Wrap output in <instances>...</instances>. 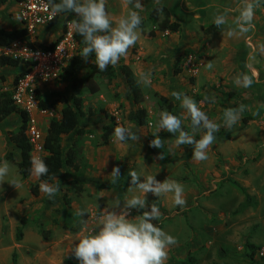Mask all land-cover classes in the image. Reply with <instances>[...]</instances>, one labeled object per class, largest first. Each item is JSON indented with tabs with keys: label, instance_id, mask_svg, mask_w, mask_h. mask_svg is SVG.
Instances as JSON below:
<instances>
[{
	"label": "rangeland",
	"instance_id": "rangeland-1",
	"mask_svg": "<svg viewBox=\"0 0 264 264\" xmlns=\"http://www.w3.org/2000/svg\"><path fill=\"white\" fill-rule=\"evenodd\" d=\"M141 3L144 25L139 29L144 38L127 56L141 89L143 100L139 106L148 112V125L136 126L123 117L128 104L120 77L95 76L99 90L92 93L82 89V122L88 123V131L79 139L78 161L85 163L80 171L96 178L102 186L86 183L76 194L70 187L73 169L64 171L66 179H62L61 185L64 189L68 186L71 210L77 214L94 213L89 218L80 215L81 218L69 224L78 230L76 233L63 228L61 213L56 214L47 206L46 194L41 190L44 182H39L34 173L21 178L16 166L6 159L9 153L14 159L19 158V150L9 142L8 136L20 125V115L13 113L0 120V161L9 163L10 179L17 184L16 187L8 184L7 178L0 183V264H78L71 252L74 241L95 227L105 211L118 210L117 200L123 202L141 195L129 182L132 171L140 173L142 179L154 175L159 182L175 181L184 188L183 206L175 205L172 193L146 196L147 202L155 201L159 205L155 206L159 208L160 218L153 223L177 241L167 249L165 264H179L188 254L198 264H264V0H141ZM248 3L253 6L252 19L238 24L236 21ZM155 4L170 9L171 19L180 24L177 33L154 30L155 24L148 13ZM3 6L0 22H6L13 1ZM121 6L127 10L131 7L128 0L125 5L106 0L110 20ZM217 14L225 15L226 22L221 28L214 23ZM66 24L63 25V15H59L54 24L44 28L36 43L55 41L66 31ZM151 30L157 33L150 36ZM81 50L76 46L75 54ZM185 51L190 53L179 66L182 69L175 72L172 58ZM93 58L89 57L86 65ZM23 69L0 66V88L11 91L12 96L14 78ZM84 71L79 73L83 75ZM60 75L34 85L38 105L39 101L51 105L47 115L32 113L43 135L50 119L60 115L63 107L60 99L70 101V82H61ZM145 75L151 81L149 85L142 80ZM245 76L252 79L248 87L236 83ZM173 92L193 98L209 119L220 126L219 130L228 134H215L206 160H196L192 146H178L177 137L172 134L163 139L168 157H154L146 149L142 138L157 131L159 112L165 110L168 102L176 115L182 117L183 130L192 132L190 117L181 102L172 96ZM241 107L239 121L231 128L225 126L226 110ZM106 114L115 118L116 127L129 128L139 139L120 142L112 135L104 143L100 137L102 124L94 120L108 123ZM201 134L202 130L195 138L199 139ZM70 140V135H63L62 146L66 147ZM113 167H118L121 175L115 184L109 175ZM34 185H37L36 194L32 192ZM144 210L133 209L130 218H138ZM19 229L21 236L17 239ZM247 241L261 247L253 262L245 257Z\"/></svg>",
	"mask_w": 264,
	"mask_h": 264
},
{
	"label": "clouds",
	"instance_id": "clouds-1",
	"mask_svg": "<svg viewBox=\"0 0 264 264\" xmlns=\"http://www.w3.org/2000/svg\"><path fill=\"white\" fill-rule=\"evenodd\" d=\"M52 13H74L77 17L73 27L76 33L83 38L84 47L81 50V58L88 60L94 56L95 65L100 72L107 70L109 65H116L127 54L139 39L138 29L142 23L141 12L143 4L141 0H128L131 5L126 15L113 25L106 11V0H48ZM253 6L248 3L246 10L237 19L238 24L249 23L252 19ZM225 15L217 14L214 23L217 28L225 24ZM245 31L247 29H244ZM145 85L151 83L147 75L142 76ZM238 85L248 87L252 83L249 77L238 78ZM172 96L181 102V107L187 111L191 120L192 132L183 130L182 117L174 115L167 110L159 112L158 127L154 133L155 139L150 141L154 148H159L162 140L159 137L160 130H166L175 135L176 144L191 145L192 155L196 160H206L207 150L216 139L219 125L211 121L208 115L202 111L197 102L180 92H173ZM243 107L228 109L224 113L225 126L231 128L239 119ZM202 130L199 139L195 135ZM178 134V135H177ZM114 136L120 142L128 140L137 141L139 136L129 128L116 127ZM32 171L37 178L48 174V166L41 157H34L31 161ZM112 183H116L120 175V169L113 167L110 174ZM130 184L138 188L141 195H134L121 202L116 201L118 210L105 211L98 219V224L87 230L72 246L71 252L78 264H165L167 249L177 243L176 238L153 222L160 218L159 208L155 205L150 208L147 205L148 193L160 197L165 193H172L174 203L177 206L185 204L184 188L175 181L159 182L154 175L141 178V174L135 171L129 173ZM17 186L14 179H10V165L7 161H0V183L6 182ZM41 190L53 198L59 191L57 186L48 183L41 185ZM147 210H144L146 209ZM144 210L138 218H130L131 211ZM83 216L84 212L78 213Z\"/></svg>",
	"mask_w": 264,
	"mask_h": 264
},
{
	"label": "trees",
	"instance_id": "trees-1",
	"mask_svg": "<svg viewBox=\"0 0 264 264\" xmlns=\"http://www.w3.org/2000/svg\"><path fill=\"white\" fill-rule=\"evenodd\" d=\"M7 1L8 0H0V7ZM56 2L58 3L59 0H56ZM59 15H63V25L68 21L75 23L77 20L75 14L71 12H63L59 13ZM58 17H55L50 24H54ZM148 18L152 23L155 24V31H168L170 33H174L180 30V24L171 19L170 10L162 4L154 5L149 12ZM154 30H151L149 35H155ZM61 37L62 35L57 37L55 41L49 44H40L36 43L35 40L33 42H29V36L24 27L13 30L0 28V46H7L15 41H25L32 46L36 45L41 49L50 50L54 48L55 44ZM74 38L78 47L83 48V38L78 33H76L75 30ZM189 53L190 51H185L178 54L175 59V72L176 70L182 69V67L179 66L182 64V62H184ZM0 64L2 66L10 65L16 68H25L19 71L18 75L14 78L13 84H15L17 79L29 70L26 63L11 57L0 56ZM83 69H85V74L81 75L79 72H81ZM95 76H106L110 79L112 76H119L124 89L126 90L125 96L132 103V107L129 109V111L123 113V117L125 120L133 123L136 126L148 125V112L144 107L139 106L143 100L141 89L131 69L127 65L121 64L117 68L113 65H109L107 70L100 72L97 69L95 62L86 65V60L81 58V52H77L63 67L59 80L61 82H70V101H67V99L63 97L60 99L63 103V107L60 109V115L59 117L51 118L48 123V127L45 129L43 153L41 158H43L44 162L47 164L49 171L47 175L38 178V181L51 183L52 186L58 187L59 191L53 198H49L46 195V204L54 213H62L63 228L70 229L73 233H75L77 229L71 227L69 224H71L72 221L78 217V215L66 210L70 202L68 191L66 190V188L68 189V186L64 189L61 185V181L62 179H66L64 171L67 169H73L76 171V174L73 177V181L70 182L72 184L70 187L74 189L75 193L81 192L84 183L93 182V179L77 172L81 166V162L78 161V151L80 146L77 144V141L88 131L86 129L87 123L82 122V89L87 88L92 93L97 92L98 85L95 81ZM11 94V91L0 88V120L5 119L13 113H18L20 115V125L15 132L9 133L8 136L9 142L18 148L19 158L14 159L12 154L9 153L6 155V159L16 166V171L21 176V178L26 179L32 174L31 161L34 158L32 154V147L29 143L26 133L28 115L24 110L20 109L14 104ZM39 104L43 108L51 107L50 104H46L42 101H39ZM165 110L176 115L171 102L166 103ZM106 117H109L110 122L103 123L101 119L94 120L96 123L102 124L100 137L104 143L108 142L109 137L114 134V130L117 126V122L113 116L106 114ZM244 121L246 120L244 119ZM154 133L155 132H149L146 136L147 150L151 155L164 159L169 155L165 145H163V139L169 136L170 133H168L166 130H160L158 135L162 140V144L159 148H154L150 144V141L155 139ZM216 134L228 135L222 130H219ZM63 135H70L71 139V142L66 147L62 146ZM36 186L37 185L32 186V192L35 194L37 193ZM59 203H62L60 206L62 207V210L58 206ZM153 205L159 206L155 201L148 204L149 207ZM20 222L21 225H24L25 223L23 219ZM17 235V239H20V229ZM245 247L247 248L245 257L249 259L250 262H253L255 255L261 247L249 241L246 242ZM180 264H197V261L193 256L188 255V257Z\"/></svg>",
	"mask_w": 264,
	"mask_h": 264
},
{
	"label": "built area",
	"instance_id": "built-area-1",
	"mask_svg": "<svg viewBox=\"0 0 264 264\" xmlns=\"http://www.w3.org/2000/svg\"><path fill=\"white\" fill-rule=\"evenodd\" d=\"M17 5L21 22L29 36V42H33V36L38 27L50 24L56 16L46 0H17ZM73 25L67 22L66 31L50 50L41 49L36 45L32 46L25 41H15L10 45L0 46L2 56L19 59L29 65V70L15 82L12 100L28 115L26 133L32 147L33 157H41L44 135L38 126V119L32 113L34 111L39 112L40 115L49 113L47 108L38 105L34 85L37 82H46L56 78L74 56L76 41Z\"/></svg>",
	"mask_w": 264,
	"mask_h": 264
},
{
	"label": "crops",
	"instance_id": "crops-1",
	"mask_svg": "<svg viewBox=\"0 0 264 264\" xmlns=\"http://www.w3.org/2000/svg\"><path fill=\"white\" fill-rule=\"evenodd\" d=\"M13 1V7L11 6L10 8H12V9H10V11H9V14L7 15V20H6V22H4L3 20L0 22V28H4V29H7V30H13V29H16V28H20V27H23V24H22V22H21V18H20V16H19V13H18V5H17V0H12ZM9 2H11V0H8L5 4H4V6L3 7H5V6H7V4L9 3ZM115 2H118L119 4H120V2H122L123 3V5H125V3L127 2V0H115ZM156 5V4H155ZM165 6V5H164ZM122 7V6H121ZM126 6H123L122 7V9L121 8H119V9H116V10H119V11H117L116 13H114L112 16H111V20H112V22H114L113 23V25L115 24V22L117 23L118 21H119V19L121 18V17H123L124 15H126L127 14V12H128V10H127V8H125ZM169 9V8H168ZM170 10V9H169ZM150 12V11H149ZM171 12V11H170ZM4 14H6V13H4ZM11 14V15H10ZM5 15H3V17H4ZM148 16H149V13H148ZM173 21H176V20H173ZM176 22H178V21H176ZM74 24V23H73ZM142 25H144V21L142 20V23H141V26H140V28L142 27ZM47 25H44V26H41V27H38L37 29H36V33H35V36H34V40L36 41L37 40V38L39 37V35L43 32V30H44V28L46 27ZM138 32H139V39L137 40V42H136V44H139V42H141L142 41V38H144L143 36H142V32H141V30L140 29H138ZM157 32H159V31H157ZM157 32H155V33H157ZM165 32H168V31H165ZM161 33H163V32H161ZM170 33V32H169ZM174 33H177V32H174ZM174 33H170V34H174ZM62 34V33H61ZM149 34V33H148ZM149 36V35H148ZM151 36V35H150ZM154 36V35H153ZM59 37V36H58ZM141 38V39H140ZM49 43H51V42H49ZM48 43V44H49ZM76 46H77V48H78V45H77V43H76ZM133 47V46H132ZM131 47V48H132ZM82 48V47H81ZM131 48L128 50V52H127V54L126 55H124L120 60H119V63H118V65L116 66V65H114L116 68L119 66V65H121V64H125V65H127L130 69L132 68L131 67V64H130V60H129V58H128V56L127 55H129V53H130V51H131ZM0 56H2L1 54H0ZM159 57H161V55H158ZM178 56V55H177ZM177 56H175V58L173 57L172 58V60H175L176 59V57ZM94 56H92V57H90L91 59L93 58ZM164 58H166L165 57V55H164ZM170 58V57H169ZM94 59V58H93ZM88 61H89V59H88ZM91 63H94L95 62V59H94V61H90ZM174 62V61H173ZM0 66L2 67V65L0 64ZM4 66H6V65H4ZM131 71H132V69H131ZM132 73H133V71H132ZM134 75V74H133ZM119 77V76H118ZM121 79V78H120ZM99 90V89H98ZM125 92H126V90H125ZM125 98H126V96H125ZM126 103L128 104L127 105V111H129V109L132 107V103L126 98ZM126 111V112H127ZM95 122V121H94ZM87 123V122H86ZM96 123V122H95ZM88 124V123H87ZM133 124V123H132ZM134 125V124H133ZM87 133V132H86ZM86 133L84 134V135H86ZM83 135V136H84ZM112 135H114V134H112ZM110 136V137H112L113 138V136ZM83 136H81V137H83ZM80 137V138H81ZM109 137V138H110ZM79 138V139H80ZM79 139H78V141H77V144L78 145H80L81 146V143H79ZM142 139H144V142H145V145H146V149H147V141H146V137H143ZM110 141L111 142H113V139H110ZM111 144V143H110ZM17 148V147H16ZM148 151V150H147ZM150 154V153H149ZM151 155V154H150ZM126 156H128V152H126L125 153V157ZM131 157H132V154L130 155ZM117 157H119L118 155L116 156V159H117ZM154 157H156V156H154ZM104 160H105V162L107 161V159H108V157L107 156H105L104 158H103ZM84 162H82L81 161V166H80V168L82 167H84ZM78 169V173H80V174H83V175H85V176H87V177H89V178H91V179H93V182H86V183H93L94 185L95 184H97L98 183V185H97V187H99V186H102L101 185V182L100 181H98L96 178H93V177H91V176H89V175H86L85 173H82L80 170L81 169ZM66 172H67V170H66ZM73 172H74V175L76 174V171L75 170H73ZM32 173H33V171H32ZM74 175H73V177H74ZM72 181H73V179H72ZM86 183H84V184H86ZM83 184V185H84ZM113 187V186H112ZM83 188V187H82ZM82 191V190H81ZM80 193V192H79ZM76 194H78V193H76ZM150 202H153V201H148L147 202V205L150 203ZM70 206V205H69ZM67 207V209L66 210H68V212H72V213H75V214H77L75 211H73V210H71V207ZM61 215H62V213H61ZM78 215V217L76 218V219H74V220H77V219H79V218H81L80 217V215L79 214H77ZM86 216H88V218L89 217H93L94 216V213H88V215H87V213H85L82 217L83 218H86ZM78 231V230H77ZM76 231V232H77ZM72 232V231H71ZM75 232V233H76ZM73 233V232H72ZM246 244V243H245ZM246 252V251H245ZM188 255H191V254H188ZM188 255H187V257H188ZM191 256H193V255H191ZM186 257V258H187ZM194 257V256H193ZM186 258H184V259H181L178 263L180 264L183 260H185ZM195 258V257H194ZM196 259V258H195ZM197 261V260H196ZM197 264H198V261H197Z\"/></svg>",
	"mask_w": 264,
	"mask_h": 264
}]
</instances>
